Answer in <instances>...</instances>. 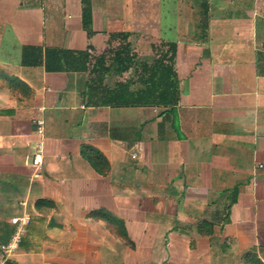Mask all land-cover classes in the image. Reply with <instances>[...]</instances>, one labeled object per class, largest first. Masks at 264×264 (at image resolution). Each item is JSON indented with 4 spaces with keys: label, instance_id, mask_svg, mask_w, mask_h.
<instances>
[{
    "label": "crops",
    "instance_id": "1",
    "mask_svg": "<svg viewBox=\"0 0 264 264\" xmlns=\"http://www.w3.org/2000/svg\"><path fill=\"white\" fill-rule=\"evenodd\" d=\"M90 7L88 36L81 0H0V248L19 239L0 264H264V0ZM119 32L137 61L175 44L176 104L91 103L90 69ZM48 49L86 50L88 68L47 69ZM124 73L104 83L139 89ZM83 146L107 159L105 175ZM100 209L132 247L89 216Z\"/></svg>",
    "mask_w": 264,
    "mask_h": 264
},
{
    "label": "trees",
    "instance_id": "2",
    "mask_svg": "<svg viewBox=\"0 0 264 264\" xmlns=\"http://www.w3.org/2000/svg\"><path fill=\"white\" fill-rule=\"evenodd\" d=\"M81 7L82 25L87 35L90 36L93 33L91 29L90 0H81ZM110 40L118 41V45L110 55L111 60L107 61L108 54L102 53L95 58L90 69L91 74L94 75L93 78H95L90 87L93 100L91 103L93 105L139 104L169 107L176 104L178 91L176 88L177 76L173 69L174 43L158 49L155 58L151 62L140 63V73L135 72L137 75H135V80H132V83H139L140 88L133 92L129 90L130 81L119 82L113 88L106 86L104 83V76L108 73L115 72L119 74L125 72L136 62L127 45V34L121 32L110 33ZM46 53L47 59H50L46 62L47 69L74 70V60L82 61V70L88 68L86 63L89 61V54L86 50L67 52L63 49H48ZM82 154L97 173L105 175L108 172V161L97 149L91 146H83ZM89 216L105 221L110 226L111 231H115L130 247L133 246L121 218L104 209L91 211ZM31 226L30 223L29 228ZM251 255L249 258L250 263L260 264L256 261L254 255Z\"/></svg>",
    "mask_w": 264,
    "mask_h": 264
},
{
    "label": "rangeland",
    "instance_id": "3",
    "mask_svg": "<svg viewBox=\"0 0 264 264\" xmlns=\"http://www.w3.org/2000/svg\"><path fill=\"white\" fill-rule=\"evenodd\" d=\"M117 42H115V44ZM111 48L112 49H110V50H112V51L115 50L114 46H112ZM161 48H163V46L157 45V46H154V47H151V48H147L146 50H143L144 55H140V58H138L140 61L135 60L136 62L129 68V70L125 71V73L123 74L125 76L124 78L127 79V78H130L131 75H134V76L137 75V74H135V72L140 73V67L139 66H140V63H142L141 61H146V59L152 60V57L155 58L157 50L161 49ZM130 51H131V49H130ZM115 80L116 79L114 78V76L109 75V76H107V80L105 81L106 82L105 84L109 85V86L113 85ZM137 84H139V83H137ZM111 232L116 235L115 231H111ZM17 243H18V241H17ZM3 247L4 246H1V248H0V255H4L5 254L4 256L7 257L6 256V254H7L6 251H3V250H6V249L5 248L3 249Z\"/></svg>",
    "mask_w": 264,
    "mask_h": 264
},
{
    "label": "built area",
    "instance_id": "4",
    "mask_svg": "<svg viewBox=\"0 0 264 264\" xmlns=\"http://www.w3.org/2000/svg\"><path fill=\"white\" fill-rule=\"evenodd\" d=\"M36 124H37L36 131L41 134L43 132V121L40 119H37ZM43 148H44L43 142H41V141L38 142L34 146V149H35L34 152L35 153L32 157V162L36 165L41 164V162H42ZM139 151H140V148L138 146H134L130 151V157L132 159H137L139 157ZM16 221H17V219H14V222H16ZM17 241H19V239L17 237H14L11 240V242L7 243L6 245H2V246H4L3 249L4 248L6 249L3 251H6V253H8L11 248L16 247Z\"/></svg>",
    "mask_w": 264,
    "mask_h": 264
}]
</instances>
